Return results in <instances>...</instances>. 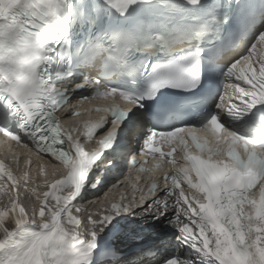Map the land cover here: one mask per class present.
<instances>
[{"label": "snow or ice", "instance_id": "obj_1", "mask_svg": "<svg viewBox=\"0 0 264 264\" xmlns=\"http://www.w3.org/2000/svg\"><path fill=\"white\" fill-rule=\"evenodd\" d=\"M9 138L41 163L0 158V264H264V0H0Z\"/></svg>", "mask_w": 264, "mask_h": 264}, {"label": "bare ground", "instance_id": "obj_2", "mask_svg": "<svg viewBox=\"0 0 264 264\" xmlns=\"http://www.w3.org/2000/svg\"><path fill=\"white\" fill-rule=\"evenodd\" d=\"M21 162H20V160H19V164H20ZM16 166H17V162H16ZM36 168H37V165L36 164H34V166L32 167V169L33 170H36ZM17 180L19 181V176H18V178H17ZM5 188H7V189H9V185H5ZM39 189V188H38ZM3 190H4V188H3ZM1 201V200H0ZM32 204V203H31Z\"/></svg>", "mask_w": 264, "mask_h": 264}, {"label": "rangeland", "instance_id": "obj_3", "mask_svg": "<svg viewBox=\"0 0 264 264\" xmlns=\"http://www.w3.org/2000/svg\"><path fill=\"white\" fill-rule=\"evenodd\" d=\"M1 203H3V200L0 201V204H1ZM31 203H32V204H31ZM4 204H5V202H4ZM28 206L31 208L30 211H32V208L34 207V204H33V201H32V200H30V201L28 202Z\"/></svg>", "mask_w": 264, "mask_h": 264}]
</instances>
